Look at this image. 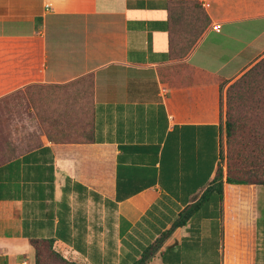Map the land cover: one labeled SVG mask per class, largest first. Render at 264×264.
I'll list each match as a JSON object with an SVG mask.
<instances>
[{
	"label": "crops",
	"instance_id": "1",
	"mask_svg": "<svg viewBox=\"0 0 264 264\" xmlns=\"http://www.w3.org/2000/svg\"><path fill=\"white\" fill-rule=\"evenodd\" d=\"M209 19L182 58L171 9ZM220 25L218 32L211 26ZM264 57V0H0V101L92 78V141L0 163V264L52 240L75 264H264V186L203 197L221 155L220 85Z\"/></svg>",
	"mask_w": 264,
	"mask_h": 264
},
{
	"label": "rangeland",
	"instance_id": "2",
	"mask_svg": "<svg viewBox=\"0 0 264 264\" xmlns=\"http://www.w3.org/2000/svg\"><path fill=\"white\" fill-rule=\"evenodd\" d=\"M191 8L190 5H178L172 13V41L177 58L184 56V37L188 33L197 32L203 23V18L196 16ZM237 79L227 85H220L222 137L219 170L224 177L229 169L239 179L253 178L254 175L264 177V157L262 161L255 159L258 154L248 134L255 126L260 127L258 121L263 111L250 104V101L237 102L230 111L236 123V132L230 141L226 138L227 89ZM260 87H264V84H260ZM92 93V78L85 77L62 86L31 87L1 100L0 163L46 141L89 139L92 128ZM252 151L255 153L251 154ZM241 156L245 157V161L241 160ZM54 253L53 247L51 250L46 246L41 248L39 264H75Z\"/></svg>",
	"mask_w": 264,
	"mask_h": 264
},
{
	"label": "trees",
	"instance_id": "3",
	"mask_svg": "<svg viewBox=\"0 0 264 264\" xmlns=\"http://www.w3.org/2000/svg\"><path fill=\"white\" fill-rule=\"evenodd\" d=\"M178 5H190L195 7V3H186L179 2L173 6V10L175 6ZM172 9H171V25H172ZM209 24V19L204 16L203 23L200 26V29L195 33H188L186 37H184V42L186 45V49L184 52V56L188 54V52L195 46L199 38L202 36L205 31L207 25ZM171 38L172 31H171ZM172 46H173V41ZM174 48V47H173ZM260 84H264V57L261 58L258 62H256L249 70L243 73L239 79H237L234 83H232L227 89V111L228 118L225 121V134L228 141L232 139L236 132V123L230 114L234 105L238 103H242L244 101H250V104H253L257 109H261L263 111L261 118L258 123H260V127H254L252 130L248 132L249 140L251 143L255 144L256 153L258 154L255 157L256 160L262 161L264 157V87H260ZM221 91V86H220ZM219 104L221 107V92ZM92 133L93 129L91 128V136L89 139L83 141H57L55 143H80V142H90L92 141ZM255 152H251L254 154ZM256 156V155H255ZM263 156V157H262ZM241 160L245 161V157L241 156ZM224 184L227 186V192L230 194L232 190L236 187H250V186H264V177L254 175V177L239 179L234 175V171L229 169L226 177L223 176L222 172L219 170V166L217 167V171L215 176L213 177L209 187L203 194L201 200L196 202L193 205L187 207L184 211H182L179 215V219L174 224V227L183 225L187 220H189L192 214L197 210L200 203L203 201L204 197L211 192H215L218 195L222 196ZM31 245L35 249V264H39V251L43 247H47L48 249H52L53 241L52 240H31ZM160 241H157L155 244L148 247L143 253L142 257L136 261L134 264H144L149 257H151L154 252L159 247ZM58 256L56 253H54ZM64 260V259H63Z\"/></svg>",
	"mask_w": 264,
	"mask_h": 264
},
{
	"label": "built area",
	"instance_id": "4",
	"mask_svg": "<svg viewBox=\"0 0 264 264\" xmlns=\"http://www.w3.org/2000/svg\"><path fill=\"white\" fill-rule=\"evenodd\" d=\"M211 30L218 32L220 30V25L219 24H214L211 26Z\"/></svg>",
	"mask_w": 264,
	"mask_h": 264
}]
</instances>
